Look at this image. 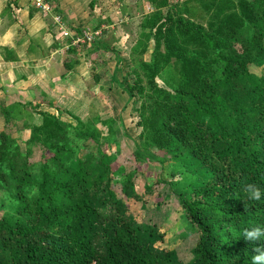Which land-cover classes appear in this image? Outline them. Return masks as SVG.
I'll use <instances>...</instances> for the list:
<instances>
[{"label": "trees", "instance_id": "trees-1", "mask_svg": "<svg viewBox=\"0 0 264 264\" xmlns=\"http://www.w3.org/2000/svg\"><path fill=\"white\" fill-rule=\"evenodd\" d=\"M197 1L208 9L207 2ZM147 2L154 10L143 17L133 72L144 73L149 89L152 76L167 68L180 81L173 93L152 90L141 102V112H147L141 138L186 159L195 172L205 171L173 194L196 231L194 244L181 259L175 249L166 250L152 214L139 221L122 209L111 188V164L99 147L86 161L78 156L74 140L98 144L96 136L43 113L41 126L26 125L24 149L14 131L0 133V192L13 206L0 216V264H252L254 245L245 242L243 230L264 227V198L248 199L244 186L255 183L264 191V71L252 73L246 58L264 69V0H229L228 12L217 7L206 28L191 20L195 8L185 18L178 3L163 13L170 0ZM216 2L210 0L212 6ZM150 42V62L140 60ZM111 52L120 66L121 56ZM126 92L134 97L132 87ZM63 127L74 133L71 141L56 137ZM37 134L53 141L47 144L52 157L31 165ZM122 192L141 200L130 177Z\"/></svg>", "mask_w": 264, "mask_h": 264}, {"label": "rangeland", "instance_id": "rangeland-1", "mask_svg": "<svg viewBox=\"0 0 264 264\" xmlns=\"http://www.w3.org/2000/svg\"><path fill=\"white\" fill-rule=\"evenodd\" d=\"M125 1L124 14L126 19L122 23L116 24L114 30L109 28L105 38L110 41V44L117 43L119 38L114 37L121 35L122 41H119L116 47L122 63L120 66L116 65L115 55H111V53L109 56L99 57V60L96 57L93 58L94 63L95 61L107 62L105 65L108 69V78L107 80L104 79L103 85L100 87L103 93L101 96L97 94L98 97L96 96L97 98L92 101L98 109L90 110V113L86 114L84 118H79V122L75 120L74 115L65 112L61 106L56 110L60 112L59 115L64 124L71 126L76 131L91 133L96 136L98 144L90 139H81L78 143L74 140V144L78 145V156L86 161L96 155L97 147H99L111 164L113 171L111 188L117 198L122 201V209L139 221L152 214L164 234V248L166 250L175 249L181 259L187 254V249L194 244L196 231L186 220L174 195L180 193L189 184L195 183L199 177H205L206 174L204 170L195 172L193 164L189 167V163H185L184 160L186 159H176L171 154L160 152L155 147L148 146L141 138L143 129L140 122L147 114L143 109L141 112V102L146 101L152 90H165L173 93L180 79L177 72H172V68L160 70L158 74L152 76L153 86L149 89V82L144 73L136 68L138 74L137 76L134 74L133 68L135 69V67H132L131 58L136 57L138 52L135 53L132 50L136 47L137 41L140 43L143 39L141 33L142 20L144 15L153 12L154 5H150L148 0ZM204 1L208 3V9L201 7L197 0H170L171 6L165 7L161 11L166 13L168 9L173 8V4L178 3L182 7L178 13L182 17L188 18L191 8H195L194 12L191 13L195 18L191 20L193 23L206 28L210 16L214 14L217 7H224V12H228V8L231 6L229 0H219L220 5L218 6L217 2L215 6H212L210 0ZM231 1L236 4L238 0ZM185 2L188 3V6L183 7L182 4ZM110 12L112 13V11ZM173 12L174 10L171 13ZM95 41H99V39ZM147 46L146 52L141 55L140 60L150 62L155 49L151 42ZM236 47L240 48L238 45ZM162 49L161 42L158 50L162 52ZM250 58L254 60L257 59V56L251 52ZM108 62L111 66L115 63L114 69L116 70L113 71V78L111 77L113 68L107 66ZM246 62L252 73L258 76L263 74V67L249 61V57L246 58ZM127 86L134 89L132 99H129L126 92ZM63 129L62 132L57 133L56 137H67L71 141L74 133L64 127ZM6 130L7 133L14 131L11 127H6ZM52 142L47 136L37 134L36 142L30 146L29 162L31 165L43 163L52 157V150L47 146L48 143L52 144ZM34 171H38V168L34 167ZM129 177L137 196L141 200H135L122 192V186ZM6 198V193L0 192V216L7 215L13 210V206Z\"/></svg>", "mask_w": 264, "mask_h": 264}, {"label": "crops", "instance_id": "crops-1", "mask_svg": "<svg viewBox=\"0 0 264 264\" xmlns=\"http://www.w3.org/2000/svg\"><path fill=\"white\" fill-rule=\"evenodd\" d=\"M51 1L74 35L98 29L104 35L99 41L65 50L62 45L70 41H61L50 16L35 9L31 0H0V133L13 128L12 137L21 149L30 137L26 125L41 126L43 113L62 120L56 110L61 106L82 119L98 109L92 101L102 95L100 87L108 78V69L107 62L94 63L93 58L113 55L111 51L117 52L116 44L122 41L121 35L114 37L119 38L117 43L110 44L105 38L109 28L114 30L126 19L125 0ZM108 63L113 78L115 63ZM9 114L13 118L9 116L7 125Z\"/></svg>", "mask_w": 264, "mask_h": 264}, {"label": "built area", "instance_id": "built-area-1", "mask_svg": "<svg viewBox=\"0 0 264 264\" xmlns=\"http://www.w3.org/2000/svg\"><path fill=\"white\" fill-rule=\"evenodd\" d=\"M32 6L43 14L49 15L54 28V33L65 43L63 49L67 50L73 45L91 44L94 40L100 39L104 35L103 29L94 31H83L81 35H74L65 25L57 6L51 0H31Z\"/></svg>", "mask_w": 264, "mask_h": 264}, {"label": "clouds", "instance_id": "clouds-1", "mask_svg": "<svg viewBox=\"0 0 264 264\" xmlns=\"http://www.w3.org/2000/svg\"><path fill=\"white\" fill-rule=\"evenodd\" d=\"M244 191L248 194L250 200L259 201L264 198V191L255 183L246 184ZM243 237L245 242L254 245L252 264H264V227L246 228L243 230Z\"/></svg>", "mask_w": 264, "mask_h": 264}]
</instances>
